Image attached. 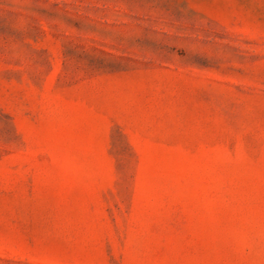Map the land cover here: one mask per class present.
I'll return each mask as SVG.
<instances>
[{
  "label": "rangeland",
  "instance_id": "374dc122",
  "mask_svg": "<svg viewBox=\"0 0 264 264\" xmlns=\"http://www.w3.org/2000/svg\"><path fill=\"white\" fill-rule=\"evenodd\" d=\"M0 264H264V0H0Z\"/></svg>",
  "mask_w": 264,
  "mask_h": 264
}]
</instances>
